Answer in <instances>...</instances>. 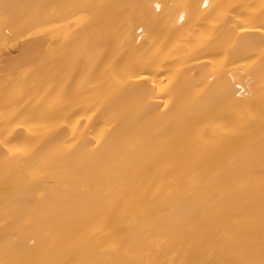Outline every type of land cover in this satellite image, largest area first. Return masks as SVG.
I'll return each instance as SVG.
<instances>
[{
  "label": "bare ground",
  "instance_id": "obj_1",
  "mask_svg": "<svg viewBox=\"0 0 264 264\" xmlns=\"http://www.w3.org/2000/svg\"><path fill=\"white\" fill-rule=\"evenodd\" d=\"M262 252L264 0H0V264Z\"/></svg>",
  "mask_w": 264,
  "mask_h": 264
},
{
  "label": "snow or ice",
  "instance_id": "obj_2",
  "mask_svg": "<svg viewBox=\"0 0 264 264\" xmlns=\"http://www.w3.org/2000/svg\"><path fill=\"white\" fill-rule=\"evenodd\" d=\"M242 264H257V262L255 260H249L242 262ZM259 264H264V252H262V258L260 259Z\"/></svg>",
  "mask_w": 264,
  "mask_h": 264
},
{
  "label": "rangeland",
  "instance_id": "obj_3",
  "mask_svg": "<svg viewBox=\"0 0 264 264\" xmlns=\"http://www.w3.org/2000/svg\"><path fill=\"white\" fill-rule=\"evenodd\" d=\"M12 53L14 54V52H11V54H12Z\"/></svg>",
  "mask_w": 264,
  "mask_h": 264
}]
</instances>
